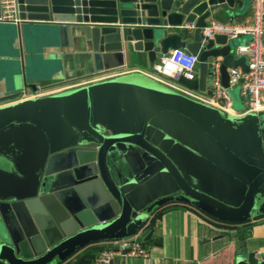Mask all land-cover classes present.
<instances>
[{
	"label": "water",
	"instance_id": "95a60500",
	"mask_svg": "<svg viewBox=\"0 0 264 264\" xmlns=\"http://www.w3.org/2000/svg\"><path fill=\"white\" fill-rule=\"evenodd\" d=\"M242 1L247 5L253 0ZM237 2L16 0L22 19L18 33L28 36L43 28L51 37L59 38L63 47L83 52L82 63L90 74L125 66L124 41L135 52H148L151 62L159 53L185 49L199 59L197 88L212 95L213 67L218 59L223 87L231 88L230 68L249 70L246 56L237 54L233 37L216 34L205 40L203 35L208 18L216 10L229 11ZM1 14L0 0V18ZM185 22L193 24L191 41H184L175 30ZM23 94L25 89H19L0 100ZM164 111L189 118L221 147L258 169L240 206L226 204L195 188L172 159L147 139L150 119ZM60 116L81 128L86 141L81 138L79 143L55 150L46 140L33 191L20 198L0 199V264H58L79 248L98 240L134 235L146 224L149 213L132 210L107 164L108 153L117 142L141 146L178 183L180 191L155 201L150 211L182 202L193 203L226 221H247L264 215V196L260 193L264 186V149L259 144L260 154L254 155L243 148L257 147L252 125L259 134L264 133V117L261 126L257 115L252 116L253 124L252 117L239 121L221 116L204 103L146 76L130 75L0 108V150L9 151L11 143L23 138L28 128L43 132L35 126L38 122L49 130L48 120ZM237 257L236 264H264L263 253L247 252V248Z\"/></svg>",
	"mask_w": 264,
	"mask_h": 264
},
{
	"label": "crops",
	"instance_id": "0c3cea01",
	"mask_svg": "<svg viewBox=\"0 0 264 264\" xmlns=\"http://www.w3.org/2000/svg\"><path fill=\"white\" fill-rule=\"evenodd\" d=\"M251 5L252 1L246 5L242 0H238L235 7L229 11L216 10L208 21L250 22L253 20ZM188 25L193 24L185 22L175 29L184 41L193 39V31ZM19 27L20 23L6 22L0 18V97L15 94L19 89H25V94L16 98L1 99L0 108L35 99L33 95L36 90H33V86L38 89L42 85L50 84L55 91L65 82V78H69L67 81H74L95 75L84 69L83 52L63 47L59 38L51 37L43 28L27 36L18 33ZM250 39L249 34L234 37L236 48ZM123 52L126 65L113 69L121 73L113 79L130 75L145 77L142 70H148L162 55L159 53L157 60L151 62L148 52H135L126 41ZM65 54L69 57H63ZM147 78L170 88L154 77ZM181 80V83H178L180 92L175 91L185 95L181 91L189 89L205 99L211 97L207 92L190 87L185 79ZM24 84H28V87H23ZM228 91L232 107L227 110H223L213 101L195 100L209 106L221 116L234 120L244 121L257 115L262 126L260 120L264 117V111L247 112L241 87L233 86ZM252 118L253 124L255 119ZM48 121L49 130L45 129L43 122H38L35 126L42 128L43 132L28 128L24 130L26 132L22 140L11 143L9 151L0 150V199L20 198L21 195L33 191L38 165L46 152V140L53 144L52 148L55 150L79 143L81 138L86 141L87 136L81 135V128L66 116ZM255 128V125H252L257 147L245 145L243 148L259 155V144H262L264 149V133L259 134ZM146 137L172 159L185 179L195 188L226 204L240 206L244 202L249 185L258 174L256 167L243 162L231 151L221 147L192 120L179 113H157L147 125ZM107 164L113 179L131 203L132 210L149 213L146 224L134 233L148 247L149 256L131 257L127 260L116 257L112 264H236L237 256L243 254L244 248H247V252L257 251L264 254V215L253 216L247 221H226L207 214L193 203L182 202H171L150 211L155 201L180 191L178 183L165 166L141 146L129 142L113 144L108 153ZM260 193L264 196V186ZM123 237L128 236L88 244L59 260L58 264H70L87 247H115L117 240Z\"/></svg>",
	"mask_w": 264,
	"mask_h": 264
},
{
	"label": "built area",
	"instance_id": "2783aa9c",
	"mask_svg": "<svg viewBox=\"0 0 264 264\" xmlns=\"http://www.w3.org/2000/svg\"><path fill=\"white\" fill-rule=\"evenodd\" d=\"M2 14L1 20L12 23H21L22 19L18 16L16 0H1ZM253 20L250 22H237L234 20L226 22L212 21L203 29L205 40L214 37L216 34H226L230 37H237L242 34L251 35V39L239 47L237 54L246 56L249 70L243 68H230L229 86L241 87L242 96L247 105V112L262 113L264 111V0L252 1ZM190 29L193 25H188ZM167 55H161L158 62L152 64L148 70H142L146 77H154L165 86L180 92L178 85L181 79L197 80L199 69L198 56L185 49H171ZM214 91L210 98L205 99L195 91L184 89L186 96H190L199 101H213L223 110L231 108V98L229 88L223 87L221 80L220 61H216L213 67ZM121 74L119 71L92 75L74 81H66L53 91L52 85L47 87L40 86L36 89L34 98L39 96L53 95L57 92L73 90L77 87L91 85L95 82L110 80ZM52 88V89H50ZM115 247L101 249L94 258V264H112L113 259L119 257L127 260L131 257L149 256V249L146 244L137 238V236L123 237L117 240Z\"/></svg>",
	"mask_w": 264,
	"mask_h": 264
},
{
	"label": "trees",
	"instance_id": "16d2710c",
	"mask_svg": "<svg viewBox=\"0 0 264 264\" xmlns=\"http://www.w3.org/2000/svg\"><path fill=\"white\" fill-rule=\"evenodd\" d=\"M181 81L182 80H180L179 83H181ZM186 81L188 82L190 87H192L194 89H198L196 80L192 81V80L187 79ZM101 249H103V246L87 247L85 250H83L81 253H79L78 256L70 264H84V263H88V262H93L97 253Z\"/></svg>",
	"mask_w": 264,
	"mask_h": 264
},
{
	"label": "rangeland",
	"instance_id": "374dc122",
	"mask_svg": "<svg viewBox=\"0 0 264 264\" xmlns=\"http://www.w3.org/2000/svg\"><path fill=\"white\" fill-rule=\"evenodd\" d=\"M63 92H65V91H63ZM57 93H61V92H57ZM54 95V94H53ZM48 96V95H47Z\"/></svg>",
	"mask_w": 264,
	"mask_h": 264
}]
</instances>
